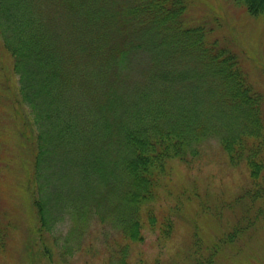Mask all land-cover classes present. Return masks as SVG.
I'll return each instance as SVG.
<instances>
[{
	"label": "trees",
	"instance_id": "16d2710c",
	"mask_svg": "<svg viewBox=\"0 0 264 264\" xmlns=\"http://www.w3.org/2000/svg\"><path fill=\"white\" fill-rule=\"evenodd\" d=\"M233 1L264 21V0ZM189 3L0 0V49L12 59L2 68L10 71L3 90L30 154L24 184L36 218L27 243L32 264H67L92 221L120 235L107 244L105 264H130L143 228L164 242L191 200L217 217L239 210L207 243L193 226L194 264H214L264 220L263 95L231 46L204 23L187 21ZM210 139L231 165L247 168L249 186L216 207L184 189L159 214L153 203L172 163L192 165ZM10 229L0 217V258Z\"/></svg>",
	"mask_w": 264,
	"mask_h": 264
},
{
	"label": "rangeland",
	"instance_id": "374dc122",
	"mask_svg": "<svg viewBox=\"0 0 264 264\" xmlns=\"http://www.w3.org/2000/svg\"><path fill=\"white\" fill-rule=\"evenodd\" d=\"M185 17L190 24L204 23L211 27V37L234 49L249 80L264 99L263 18L250 15L233 0H190ZM11 63V57L0 49V217L11 223L6 254L3 253L0 264H32L27 243L34 235L36 218L24 184L30 154L19 136L20 122L14 114L13 98L3 90L4 79L10 71L3 74L2 68H10ZM12 81L14 77L10 78ZM172 165L170 179L165 188H160L153 203L159 214L168 212L184 189L197 192L202 201L216 207L219 201L232 199L250 184L247 168L243 164L231 165L216 139L203 144L199 159L192 165L178 162ZM238 213V208L224 209L222 216L217 217L201 211L197 200L187 201L182 211L173 216V231L164 242L159 243L157 231L143 228V240L130 245V264H194L189 254L193 226L199 227L207 243L230 226ZM103 231L108 239H104ZM250 233L235 245L225 246L214 264H264V220ZM113 239H120L116 230L92 221L83 246L68 258L67 264H105L107 244ZM237 248L239 253L235 252Z\"/></svg>",
	"mask_w": 264,
	"mask_h": 264
}]
</instances>
